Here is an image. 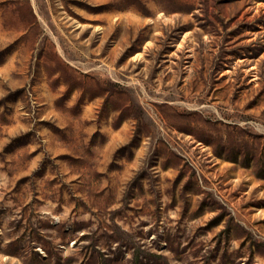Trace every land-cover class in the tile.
Segmentation results:
<instances>
[{"label":"rangeland","instance_id":"1","mask_svg":"<svg viewBox=\"0 0 264 264\" xmlns=\"http://www.w3.org/2000/svg\"><path fill=\"white\" fill-rule=\"evenodd\" d=\"M0 264H264V0H0Z\"/></svg>","mask_w":264,"mask_h":264}]
</instances>
